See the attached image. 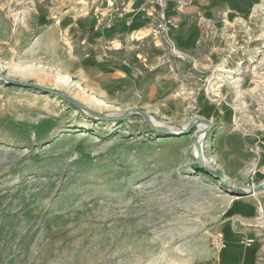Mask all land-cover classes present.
I'll use <instances>...</instances> for the list:
<instances>
[{"label":"rangeland","instance_id":"1","mask_svg":"<svg viewBox=\"0 0 264 264\" xmlns=\"http://www.w3.org/2000/svg\"><path fill=\"white\" fill-rule=\"evenodd\" d=\"M100 4L0 0V264H264V0L201 59Z\"/></svg>","mask_w":264,"mask_h":264},{"label":"crops","instance_id":"2","mask_svg":"<svg viewBox=\"0 0 264 264\" xmlns=\"http://www.w3.org/2000/svg\"><path fill=\"white\" fill-rule=\"evenodd\" d=\"M252 0H194L187 9L183 12H177V10L171 4L167 11V14L174 18L172 25V38L175 40L177 45L182 48L185 53L193 55L195 57L210 58L211 55L216 51L213 49L209 55L205 53V43L212 44L209 40L210 36L206 31L207 24L204 17H208L209 20L216 26L222 22L223 15L228 11L229 16L236 14H243L247 12L249 4ZM145 0L132 1L131 4L138 7ZM153 14H156L155 10L152 9ZM133 17V22L137 25L149 27L155 24L153 16L141 12H134L130 14ZM100 24V21H97ZM122 26H127L124 20H120L115 24V30L110 32L105 31L107 37H114L117 31L121 30ZM109 31V30H108ZM101 33V38L106 37ZM122 35V34H119ZM119 40V39H118ZM215 40H213V44ZM214 46V45H213ZM209 56V57H208Z\"/></svg>","mask_w":264,"mask_h":264},{"label":"built area","instance_id":"3","mask_svg":"<svg viewBox=\"0 0 264 264\" xmlns=\"http://www.w3.org/2000/svg\"><path fill=\"white\" fill-rule=\"evenodd\" d=\"M64 2H73L74 0H60ZM101 1L100 8L97 10L100 24L109 28L120 20H124L127 26L133 24V17L130 14L141 12L153 16L155 24L152 26L151 34L155 37H166L171 26L174 23V18L167 14L171 4L177 12H183L191 6L194 0H145L142 4L135 8L131 4L137 0H98ZM139 1V0H138ZM152 9L156 14H153ZM250 244V241H248ZM216 248L222 251L226 247V242L223 236H219L215 241Z\"/></svg>","mask_w":264,"mask_h":264},{"label":"bare ground","instance_id":"4","mask_svg":"<svg viewBox=\"0 0 264 264\" xmlns=\"http://www.w3.org/2000/svg\"><path fill=\"white\" fill-rule=\"evenodd\" d=\"M26 12H29V10H27ZM27 14L25 13V16ZM26 19V18H25ZM150 118V117H149ZM151 122L154 123V124H159L156 120H154L152 117L150 118ZM198 121L195 123V125L198 124ZM210 124V123H209ZM199 128H200V133L199 135H197V138L195 140V149H196V152H198L201 148V142L203 140V137H204V131L208 128V123H203V122H200L199 123ZM177 131H180V130H177ZM198 154V153H197ZM264 184V183H263ZM240 189V188H239ZM241 191H248L249 188H241L240 189ZM259 194H264V188H261L260 190H258L255 195H259ZM263 212V211H262Z\"/></svg>","mask_w":264,"mask_h":264},{"label":"water","instance_id":"5","mask_svg":"<svg viewBox=\"0 0 264 264\" xmlns=\"http://www.w3.org/2000/svg\"><path fill=\"white\" fill-rule=\"evenodd\" d=\"M82 108H83L84 110L88 111V112L91 113V114H94V115H97V116H101L100 114H98V113H96V112H94V111H92V110H90V109H88V108H86V107H84V106H82ZM143 114H144L145 118H146L147 120L150 121L149 116H148L146 113H143ZM200 149H201V148H200ZM199 152H200V150H199ZM261 188H264V184H263V183H262V184H259V185L256 186V187H253V188L249 189L248 191H241V190L238 189V188H236V189H237V192L239 193V195H240V196H243V195H253V194H255L258 190H260Z\"/></svg>","mask_w":264,"mask_h":264}]
</instances>
